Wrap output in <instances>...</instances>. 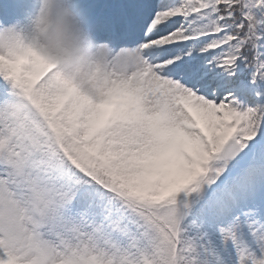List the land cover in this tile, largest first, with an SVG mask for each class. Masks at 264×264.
Returning <instances> with one entry per match:
<instances>
[{"label": "snow or ice", "instance_id": "obj_1", "mask_svg": "<svg viewBox=\"0 0 264 264\" xmlns=\"http://www.w3.org/2000/svg\"><path fill=\"white\" fill-rule=\"evenodd\" d=\"M0 264H264V0H0Z\"/></svg>", "mask_w": 264, "mask_h": 264}]
</instances>
